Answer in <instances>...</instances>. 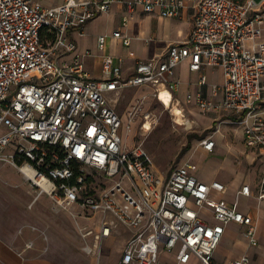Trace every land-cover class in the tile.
<instances>
[{"label": "built area", "instance_id": "1", "mask_svg": "<svg viewBox=\"0 0 264 264\" xmlns=\"http://www.w3.org/2000/svg\"><path fill=\"white\" fill-rule=\"evenodd\" d=\"M264 0H64L45 6L38 0H0V160L15 167L36 189L35 200L47 195L53 208L70 213L86 254H99L102 240L122 224L131 229L117 264H248L244 253L223 263L214 251L224 226H243L250 246L258 245L251 216L213 198L223 192L219 181L203 182L185 162L159 175L149 153L140 145L125 148L121 130L129 129L115 103L127 87H147L159 100L179 85L177 66L189 59L190 71L209 65L221 68V99L203 94L206 76L200 73L198 90L186 102L200 111L223 110L242 129L243 142L264 155ZM113 4L124 7L126 27L136 9L162 18H180L192 12L188 38L170 45L163 57L134 61L133 73L122 77L123 58L105 53L107 35H98L101 78H92L83 57L73 53L72 29L83 26ZM46 35L51 38L44 39ZM111 36L130 44L120 29ZM217 89V87H215ZM160 101V100H159ZM144 117L142 127H145ZM150 124H148L149 126ZM211 152L214 140L200 141ZM10 148L12 152H5ZM30 173L32 176H29ZM99 180L96 183V180ZM238 194L264 200V173L254 192L248 184ZM207 209L215 222L200 216ZM103 213L99 231L81 226L77 216ZM161 252L173 260H160ZM0 264H4L0 261Z\"/></svg>", "mask_w": 264, "mask_h": 264}, {"label": "crops", "instance_id": "2", "mask_svg": "<svg viewBox=\"0 0 264 264\" xmlns=\"http://www.w3.org/2000/svg\"><path fill=\"white\" fill-rule=\"evenodd\" d=\"M41 4L45 6H56L64 2V0H38ZM109 15L112 16L114 19L116 18L118 21V27L116 29H120L124 34L130 37V44L132 36L129 35L127 32L129 30V22L135 18H137V23H140L143 20L148 19H158L161 21L162 24L168 23L171 26L174 25L175 28V37L170 38L166 42L165 49L157 56V53L154 55H148L147 57L136 54L132 50H128L127 53L123 56H120L119 53H116V49L111 45V42L115 44H119L121 47L125 46L122 42L118 39L113 38L111 35H107L106 40V47L105 53L111 54L113 56H120L123 58V62L121 64L122 69V77L128 78L133 73V66L134 61L138 59H146L150 60L156 57H163L166 54L167 48L176 43L184 42L192 29L193 20H192V12L188 9H184L180 18H174L173 22L171 20H167L168 18H162L154 13H145L141 9H136L133 13V18L128 22L126 27L121 26V17L125 14L124 7L120 4H113L111 9L108 13H101L93 18L91 21L97 19L102 15ZM166 20V21H165ZM89 22H87L81 30L72 29L69 32V36L75 41L76 49L73 53L64 55L61 59H71L75 54H83L85 51H90L91 56L83 57V64L85 70L92 78L99 79L101 78V52L97 50L96 47V40L97 36L101 35L98 34L94 37L93 43L94 47L88 46L85 43L81 42V39L86 36V34L90 33V26ZM190 25L189 33L184 40H176L180 36H182L183 31L187 26ZM168 26V25H167ZM113 30V31H114ZM112 31V32H113ZM112 34V33H111ZM149 37H145L143 40L144 44H148ZM130 44L128 46H130ZM125 46V47H128ZM187 72L189 73L188 77H184L181 75L180 67L181 63L176 68V73L179 78V85L175 92L173 93V98L171 101L172 105H180L181 102H186V95L187 94H194L198 90L197 80L199 78L200 73L205 74L206 76V85L203 87V94L211 99L212 101H219L221 99V90L220 86L224 82V74L221 68L219 70V77H210L205 73V67H211L209 65L202 66L201 69L198 71H190L189 69V59L184 60ZM193 74V76H191ZM264 84V79L263 82ZM217 87V89H215ZM138 88V87H137ZM142 88V87H139ZM147 88V87H146ZM178 103V104H177ZM187 103V102H186ZM192 104V103H189ZM261 107L264 109V88L262 91V99H261ZM195 106L194 104H192ZM226 113L228 120L224 121V124L232 123L233 122V115L227 113L223 110H216V111H208L207 113ZM239 129V139L231 138L230 136L223 140V146L219 147L218 154L221 155L223 164L219 166L222 167L224 174L222 175L221 179L212 178L211 180L205 179L203 177L198 178L194 173V167L191 170L193 175L196 176L199 180L210 183L212 181H219L225 186V190L223 192H213L212 196L216 200H224L228 204H233L235 201L238 203V209L243 212L244 214H248L252 217L256 224V237L258 240L259 245L250 246L243 235V226L236 224L234 222H230L224 226V231H232L234 229H239L240 233H235V235L239 236L236 238L237 247L235 249L227 250V240L229 236H225V238L221 239V243L219 242L217 248L214 251V259L219 262H229L233 259L238 258L240 255L246 253L249 256V263L248 264H264V200L257 201L253 195L250 197H245L243 195L238 194L241 186L248 184L251 191L254 192L256 190V186L264 173V155L261 150L259 149H251L248 148L243 142V134L242 129L238 126ZM219 130H217L218 132ZM212 138V137H211ZM213 139V138H212ZM214 140V139H213ZM238 144H240L238 146ZM216 147V141L214 140V151ZM7 150V149H6ZM5 150V152H6ZM250 151L256 154L255 158L257 157L256 170L253 172H248L245 170H241L238 172L237 167H233L231 165L230 156L237 155V151L241 153L244 151ZM205 151V150H204ZM206 152V151H205ZM206 152V153H211ZM249 154V153H248ZM243 155L240 158V162L243 161ZM159 174V173H158ZM161 175V174H159ZM162 176V175H161ZM164 175L162 177H166ZM25 178V177H24ZM30 187H33L29 184ZM34 189V188H33ZM29 194V193H28ZM42 196V195H41ZM40 196L37 198V200ZM35 200V201H37ZM4 203L0 204V261L4 264H117L120 260V257L123 253L125 243L131 236L132 232L131 229L122 225L117 224L115 227L111 229V232L108 237L102 240L101 249L99 254H89L90 257H85L74 253L73 251H69L63 254L60 253L63 249L66 248V242L63 240L65 239V232L64 226L65 223L62 220H57V236L51 232V227H54L49 223V221H45V223H40L35 219V217L30 214L25 209L26 203H21L20 201H14L11 199L3 200ZM32 203L31 208L33 207V213L39 216V212L43 211L44 206H37L34 207ZM30 208V209H31ZM58 212L63 211L62 209H55ZM96 214H101V219L99 220L101 224V220L104 217H110L109 215L103 213H95L88 217H84L86 221H92ZM42 215V214H40ZM46 216V214L44 213ZM200 216L210 222L213 223L215 220L211 216L210 212L207 209H202L200 211ZM41 217V216H40ZM42 218V217H41ZM79 223V221H78ZM89 223V222H88ZM80 224V223H79ZM86 226V225H83ZM55 228V227H54ZM89 228V227H88ZM100 229V228H99ZM97 229L96 231H99ZM79 235V234H78ZM80 237V235H79ZM76 245L79 249H82L83 242L82 240H77V237L74 238ZM81 243H80V242ZM81 245V246H80ZM63 247V248H62ZM64 252V250H63ZM56 254L61 255L63 257L57 258ZM67 256V258H66ZM160 260L162 262L173 260L172 254H167L165 252H161ZM187 264H198L197 259L194 256L190 257V260Z\"/></svg>", "mask_w": 264, "mask_h": 264}, {"label": "rangeland", "instance_id": "3", "mask_svg": "<svg viewBox=\"0 0 264 264\" xmlns=\"http://www.w3.org/2000/svg\"><path fill=\"white\" fill-rule=\"evenodd\" d=\"M262 8L264 11V3ZM167 20H171L172 23L174 19ZM166 22L162 24L161 21L154 18L143 20L140 24L137 23V18H135L129 22L130 27L127 31L132 36L130 46L121 47L118 43L115 44L113 42H111V45L113 46L114 44L113 47L120 56L125 55L128 50H132L136 54L145 57L156 53L158 56L165 49L166 42L170 38L175 37V24L171 26L168 24L169 22ZM88 24L90 26V33L86 34L81 39V42L92 48L94 47L93 39L96 35H111L112 31L118 27L117 19L106 14ZM189 28L190 25L185 28L182 36L176 40H184L189 33ZM145 37H149L148 44L143 43L142 39ZM185 64V61L181 63L180 72L182 76L188 77L189 73L187 72ZM204 71L212 78L219 77L218 67H205ZM178 107L181 108L183 114L181 124L176 123L177 117L173 113L172 106L166 107L163 105L162 102L153 96L149 88L127 87L122 90L117 97L115 108L123 118V122L130 124L129 129L123 127L121 130L123 145L125 148H131L133 145L140 144L149 153L155 171L162 176L167 175L176 166L188 162L195 166L194 173L198 178L203 177L208 180L212 178L221 179L224 172L222 167L219 168L223 164L222 157L218 154L219 147L223 146V140L229 136L239 139L238 125L235 123L224 124V121L228 120V116L223 112H202L196 106L186 102H181ZM145 116H148L146 123L150 124L149 129L142 127ZM217 130L219 131L217 132ZM209 136L216 141V147L213 152L206 153L201 148L200 141ZM6 152H12V150L8 148ZM242 155L244 159L240 162ZM255 156L256 154L248 150L242 153L237 151V155L230 156L232 168L237 167L238 172L242 169L247 171V173L254 172L255 170L257 172L258 166L255 161L257 157L255 158ZM95 182L98 183L99 180L97 179ZM29 184L30 182L15 167L0 160V204H3V200L6 199L26 203L25 209L38 222L45 223L47 220L55 227H51V232L55 234V237L58 235L56 221L59 219L61 221L63 220L65 223L64 232L66 237L63 240L66 242V248L63 249L64 252L62 250L60 253L64 254L65 251H73L79 255L90 257L91 255L79 249L75 243L77 242L74 239L75 237H77V240L81 238L78 235V229L70 213L65 210L59 212L55 210L52 200L47 195H42L35 201L36 189L30 187ZM33 201H35L33 204L34 207L44 206L43 211L39 212V216L33 213V207L31 208ZM77 217H79L77 221H79L81 226L86 225L94 231L100 228L99 220L102 217L101 214H96L91 222L82 219L84 218L82 216ZM237 232L240 233V230L225 231L222 239L227 235L230 239H226L227 245L225 248L227 250H233L237 247L236 238L239 237L235 235ZM257 247L253 246V248ZM56 257L59 260L60 258L63 259L58 254H56Z\"/></svg>", "mask_w": 264, "mask_h": 264}, {"label": "bare ground", "instance_id": "4", "mask_svg": "<svg viewBox=\"0 0 264 264\" xmlns=\"http://www.w3.org/2000/svg\"><path fill=\"white\" fill-rule=\"evenodd\" d=\"M160 102H162L163 105H165L166 107H171L172 106V110H173V113L176 115V123L178 124H181L182 123V120H181V117L183 116L182 114V111H181V108H179L177 105H172L171 104V101H170V95L167 91L165 90H161L160 92ZM178 104V103H177ZM185 120V119H184ZM185 122V121H184ZM149 124V123H148ZM148 124L146 123L145 124V127L147 129H149V126ZM29 176H32L30 173H28Z\"/></svg>", "mask_w": 264, "mask_h": 264}, {"label": "trees", "instance_id": "5", "mask_svg": "<svg viewBox=\"0 0 264 264\" xmlns=\"http://www.w3.org/2000/svg\"><path fill=\"white\" fill-rule=\"evenodd\" d=\"M49 37L51 38V35H46L45 37H44V39H49ZM188 146H189V143H188ZM187 146V147H188Z\"/></svg>", "mask_w": 264, "mask_h": 264}]
</instances>
